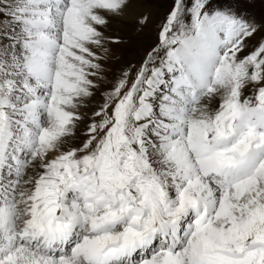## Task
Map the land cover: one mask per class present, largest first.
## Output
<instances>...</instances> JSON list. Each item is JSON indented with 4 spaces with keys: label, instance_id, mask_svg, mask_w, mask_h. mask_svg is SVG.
Listing matches in <instances>:
<instances>
[{
    "label": "bare ground",
    "instance_id": "6f19581e",
    "mask_svg": "<svg viewBox=\"0 0 264 264\" xmlns=\"http://www.w3.org/2000/svg\"><path fill=\"white\" fill-rule=\"evenodd\" d=\"M85 1L20 0L17 8L21 11L19 12L21 17L6 15L17 20L8 30L14 44L5 48L2 68L11 80L9 90L20 93L17 94L15 103L7 98L1 102V121L4 127L8 128L21 122L22 129L25 127L36 131L38 136L60 152L67 151L74 144L81 142L80 138L88 129L89 114L93 110L86 107L84 98L80 97L77 108L83 117L81 121L76 120L73 124L63 127V130L50 123L44 124L43 108L53 107L52 98L55 95L52 92L55 94L57 92L46 90V86L51 82L50 85L57 89L58 80L69 75L75 76L77 70L79 72L83 69L84 60H80L79 57L86 59L90 54L103 51L107 45L104 36L116 30H129L131 25L128 22L136 19L146 8L142 0H117L123 5L121 10L123 13L116 15L111 13L108 5L101 3L102 1H94L91 7L81 8ZM2 6L4 8L6 5ZM51 28H55L56 31ZM71 29L77 33L69 31ZM204 31L182 39L180 47L175 49V52L170 51L172 56L164 62L163 68L168 67L169 70L174 71L178 67L180 74L170 79V83L165 82L167 86L165 89L160 87L164 73L161 70L155 72V77L150 84H147L143 96L148 99V103L142 107L138 117L145 150L165 187L166 194L161 205L163 210L154 211L155 217H153L157 226L156 232L162 234L160 241L146 245L143 239L138 241L145 244L142 249L134 253L127 252L125 253L127 256H124L125 254L112 256L104 263L96 264H248L256 254L254 246L242 253L244 248H239V243L252 239L254 221L252 218L258 210L264 208V157L261 154L263 147L249 144L248 150L244 148L235 153L230 151L229 154H213L203 160L204 163L200 165L202 170L197 166L199 160L196 161L188 150L190 149L187 145L188 141L197 142L205 134L212 135L210 137L212 139L216 134L221 133L216 118L221 115L223 100L230 96L228 87L232 83L234 68L230 65L229 69H225L224 63H219L217 66L222 69L216 79L211 80L206 76V68L205 71L202 70V66L214 62L212 59L210 61L209 53H220L224 60L231 64H237L242 58L240 48L231 41L233 36L230 31L223 34L211 26ZM80 36H85L88 41L83 42ZM195 73H199L200 76L192 78ZM39 79L44 83L39 87L44 89L41 94L35 89V85L39 86ZM204 79L211 86L212 93L204 95L201 99H190L186 95L190 93L188 83L193 81L195 85L198 81L203 82ZM44 85L46 86L43 87ZM156 90H163L160 95L163 109L160 111H155L154 106L149 103L154 99ZM174 92L180 97H175ZM29 93L32 94V98ZM164 94H170V99L173 101L166 99ZM46 97L50 98L51 107L46 106L48 103ZM180 98L182 100H179ZM52 115L54 118L58 117L56 114ZM241 121L242 123L250 121L252 124L255 122L264 128V108L260 106L249 108ZM152 127L160 131L155 139L151 136L145 137L146 132ZM211 139L209 143H212ZM30 146L33 147L34 152H31V149L27 151L20 145H14L6 135L0 136V264H84L73 257L74 253L84 258L88 255V251L96 252L103 247L105 252L109 250L113 255L120 253L119 250H126L120 245L126 240L127 233L133 232L132 224L136 223V217L134 215L133 218L125 217L129 222L123 227H114L115 221H108L113 215L122 213L123 202L117 197L96 193L94 189L87 188L88 184L81 180L78 185L70 186L68 191L72 189L81 198H85L83 193L91 194L92 196L88 197L89 202H75L77 200L73 201L68 197L42 194L40 184L43 180L46 181L44 173L49 172L51 165L40 147H35L29 142L27 147ZM12 149L26 152L25 162L30 164L26 168L30 176L26 179V183L23 182L22 177L17 179L18 177L10 176L8 173L10 169L5 168L9 163L8 160L23 162L17 154L15 157L9 156L7 151ZM251 158L253 161L250 160ZM245 160L248 162L247 172L252 173V177L236 183L229 191H220L218 189L220 186L215 182H221L220 176L230 175L236 178L242 173L238 164L246 163ZM253 163L259 164L257 170ZM205 164L211 166L206 169ZM221 164L224 169L218 173L219 176L212 174L220 169ZM63 192L65 195L66 191ZM192 202L194 204H191ZM78 206L81 207V211ZM97 207H104L103 212L94 214L97 213L94 211ZM187 208L191 209L190 212ZM84 212L90 214V220ZM185 212H189L192 219L189 222L184 221L186 223L182 225L183 220L174 218ZM135 214L139 215L137 212ZM64 215L77 229L72 226L65 228L69 224L64 222ZM31 217L39 219L50 234L45 230L33 228L31 233H21L26 232L29 224L24 225V223L31 220ZM103 221H107L109 227L100 231L98 223ZM50 223L53 224L49 225ZM87 223H91L89 229L92 228L93 235L86 234L85 231L83 235L78 233V228ZM16 224H21L20 228L23 229L16 228ZM197 225L199 228H196ZM144 230L139 232L144 233L146 231ZM175 230L179 232L181 240L170 252L169 244L164 242V238L174 242ZM81 237L82 248L79 250L80 247L77 246L75 251L68 250L70 245L75 242L77 244ZM162 243L167 246L166 249L161 248L164 247ZM224 243L229 245L226 246ZM149 245L152 246V250L148 249ZM154 246L161 247L154 249ZM234 246L236 248H233ZM63 247L64 251L73 254L69 256L64 254ZM262 252L264 249H261ZM57 253L60 254L56 256ZM138 253L144 254L143 260L139 255V259H135L137 256L135 254ZM100 254L94 253L93 258L98 259ZM145 256L148 257L144 260ZM262 257L256 260L257 264H264Z\"/></svg>",
    "mask_w": 264,
    "mask_h": 264
},
{
    "label": "rangeland",
    "instance_id": "374dc122",
    "mask_svg": "<svg viewBox=\"0 0 264 264\" xmlns=\"http://www.w3.org/2000/svg\"><path fill=\"white\" fill-rule=\"evenodd\" d=\"M94 1H102L101 3L108 5L111 13L113 12L116 15L123 13L121 12L123 5L117 0H86L81 5V8L91 7ZM142 1L146 8L136 19L128 22L131 25V30L130 28L127 31L116 30L104 36L107 45H105L103 51L90 54L86 59L85 57H79L80 60H84L83 69L79 72L77 70L75 76L69 75L58 80L57 89L50 85L51 82L47 86H43H46V90L57 91L56 94L52 92L55 95L52 98L53 107L49 104L50 98H45L48 102L46 106L51 108H43L44 124L50 123L63 130V127L73 124L76 120L81 121L83 117L77 108V102H79L80 97L84 98L85 106L93 110L89 114L88 129L82 134L80 143L74 144L67 151L60 152L56 147L49 145L41 136H38L36 131L25 127L22 129L21 122L15 123L11 128L4 127L0 117V136L6 135V138L12 141L14 145L25 147L27 151L31 149V152H34L33 147H27L29 142L35 147H40L45 158L50 162L49 172L44 173L46 181L43 180V183L40 184L42 194L68 197L73 199V201L77 200L75 202H89L91 194L83 193L85 198H81L72 189L68 191L70 186L78 185L81 180V182L88 184L87 188L94 189L96 193L119 198L124 204L122 213L119 214L124 215V217H132V215L136 217V227H134L133 232L136 230L139 232L145 228L147 230V227H155L154 229L157 230L155 220H153V217H155L154 211L163 210L161 205H163V196L166 194L165 187H163L157 176L158 173L155 172L153 164L150 162L149 154L145 150L142 134L139 130L138 117L141 114L142 107L148 103V99L143 96L146 93L147 84L153 81L157 70H161L164 73V80L160 83V87H165V89L167 86L164 83L167 81L170 83V79L172 80L174 76L180 74L178 67L171 71L168 67L163 68V64L172 56L170 51L175 52V49L180 47L182 39L204 33V30L209 26L223 34H227L230 31L233 36L231 41L233 45L240 48L242 57L237 64H231L224 60L220 53H209L210 61L212 59L214 62L210 65L202 66V70L205 71L204 68H206V76L211 80H215L222 69L217 66L221 62L224 63L225 69H229L231 65L234 68V72L232 83L229 86L231 88L228 87L230 96L223 100L221 115L216 118V123L221 133L216 134L212 139L210 138L212 135L205 134L197 142L188 141L187 143L190 148L188 150L193 155V158L196 161L199 160L197 163L199 169L202 170L200 165L204 163L203 160L207 157L218 153L229 154L230 151L235 153L244 148L248 150L249 144H253L255 147H263L261 154L264 157L263 127L261 125L255 126L257 125L255 122L253 124L250 121L240 122L249 108L257 106L264 108V0ZM19 4L20 0H0V114L2 113L1 102L7 98L15 103L17 94L20 93H17V91L13 93L9 90L11 80L3 72L2 68L5 48L14 44L11 35L8 34V30L10 25L17 20L16 18L21 17V13H19L21 11L17 8ZM2 5L6 6L3 8ZM6 15L15 16L16 18L11 19ZM51 29L56 31L55 28ZM69 31L72 32L74 30L71 29ZM75 33L77 32L74 31ZM80 39L83 42L88 41L85 36H80ZM199 76V73H195L191 77L197 78ZM41 82L43 81H40L39 86L35 85V89L40 91V94L44 90L39 88L44 84ZM29 83L31 84V80H29ZM193 84V81L188 83L190 93L186 95L190 99H201L204 95L212 93L211 86L207 84L205 79L203 82L198 81V84ZM162 93L163 90H156L154 99L149 102L152 107L154 106L155 111L163 109V100L160 96ZM28 95L32 98V94L29 93ZM173 95L180 97L176 92ZM170 96V94H164V97L168 100H171ZM22 99L21 102H23ZM179 100H182V98ZM182 105L185 106L183 103ZM52 114H56L58 117L54 118ZM239 130L240 133L235 135L228 143L231 147L218 146V144L228 141L229 137L235 134L233 131ZM159 132L152 127L146 132L145 137L151 136L152 139H155ZM225 134L230 136H225ZM210 139L212 143H209ZM7 153L10 157H15L17 154L23 161L18 163L17 161L11 160L10 162L8 160L9 163L5 166L6 169H10L8 173L13 178H24L23 182L26 183V179L30 178L26 171L27 166H30V164L28 165L25 162L27 159L26 152L23 153L12 149V151L9 150ZM250 160L253 161L252 158ZM245 162L243 164H247L248 167V162L246 160ZM253 164L257 170L259 164ZM205 165L206 169L211 166ZM221 165L220 169L212 174L219 176L218 173H221L224 169L223 164ZM238 167L242 173L238 174L236 178L230 175L226 177L220 176L221 182H215V184L220 186L218 187L220 191H229L236 183L252 177V173L249 174L247 172L249 168H243L241 164H238ZM74 181L75 183H72ZM2 184L4 185V182ZM3 190H5L4 187ZM63 191H66L65 195ZM191 204L194 203L192 202ZM78 207L81 211V207ZM103 208H95L94 211H97V213L95 212L94 214L102 213ZM187 210L190 212L191 209L187 208ZM136 212L139 215L135 214ZM189 212L178 215L174 219L183 220V225L192 219V215L188 214ZM84 213L87 214V212ZM119 214L113 215L108 221H115L120 216ZM255 214L254 218H252L254 220L252 223V239L239 243V248H244L241 251L242 253L254 246L256 254H259L258 256L254 254L252 261L250 260L248 264H257L256 260L259 257H264V252L261 253V249H264V208L258 210ZM89 215L88 213L86 217L89 218ZM31 218L24 225H28L29 222L33 221L41 223L36 217ZM126 221L122 225L126 226L129 220L126 219ZM64 222L69 224L65 228L72 226V228L77 229L69 223L68 217L65 215ZM85 222L86 220L83 221V223ZM89 224L91 223L82 224L79 227L80 229L78 228V233L83 235L85 231V233L87 232L86 234H92V228L89 229ZM20 226L22 225L16 224V228L19 229ZM196 228H199L198 225ZM21 229L23 227L19 230ZM89 231L91 232L88 233ZM29 232L31 233V229L28 225L26 232L21 233L28 234ZM133 232L127 233L126 240ZM175 232L174 242H170L163 237L164 242L169 244L170 252L175 249L178 241L181 240L179 232L177 230ZM76 236L74 237L76 238ZM132 239H135V237H132ZM81 240L82 237L77 243L79 247L82 244ZM142 240L143 237H140L138 241ZM162 244L164 246V243ZM224 244L226 246L229 245L228 243ZM73 246L77 247L73 244L70 249H73ZM151 247L149 245L148 249ZM156 247L161 246H154V249ZM165 247L167 246L161 248L166 249ZM104 248L96 251L95 254H100ZM233 248H236V246ZM64 250L65 248L63 247V252L68 254L67 256L73 254ZM58 254L60 253H57L56 256ZM77 255L74 253L73 257L84 262V264L90 263L86 261L88 255L84 258ZM80 255L84 256L83 253H80ZM135 255H137L135 259H139L140 256L143 260L144 254L138 253ZM147 257L145 256L144 260ZM244 257L243 255L242 258ZM263 257L262 263L264 262ZM129 260L131 261L132 259L130 258Z\"/></svg>",
    "mask_w": 264,
    "mask_h": 264
}]
</instances>
